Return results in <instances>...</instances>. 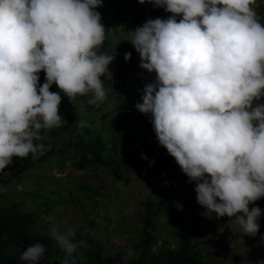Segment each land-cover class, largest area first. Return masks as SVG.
<instances>
[{
    "label": "clouds",
    "instance_id": "9594fccd",
    "mask_svg": "<svg viewBox=\"0 0 264 264\" xmlns=\"http://www.w3.org/2000/svg\"><path fill=\"white\" fill-rule=\"evenodd\" d=\"M103 2L0 0V172L14 157L38 159L49 149L41 131L67 124L54 83L72 103L78 96L95 106L107 101L101 77L112 75L118 53L100 51L108 35L97 11ZM148 2L170 15L133 31L139 66L156 74L135 108L151 116L159 144L195 184L201 215L233 218L244 236L255 237L264 214L250 207L264 198V17L256 0ZM42 219L64 253L60 264H78L86 241L76 239L75 227L61 228L53 215ZM124 251L125 262L137 257L131 247ZM45 252L37 242L20 258L40 264Z\"/></svg>",
    "mask_w": 264,
    "mask_h": 264
},
{
    "label": "rangeland",
    "instance_id": "374dc122",
    "mask_svg": "<svg viewBox=\"0 0 264 264\" xmlns=\"http://www.w3.org/2000/svg\"><path fill=\"white\" fill-rule=\"evenodd\" d=\"M256 3L258 5L257 11L264 6V0H258ZM138 6L142 7L141 11L139 10V12H142V23L139 25H135L131 21L128 25L120 23L116 28L118 37L115 35L108 36V40L112 42L113 46L107 44L106 51L115 49L118 53L113 61L115 68H111L112 75L101 77L108 89V99L103 103L104 107L100 105L91 106L104 116H101L104 121H109V119L116 116L126 118L125 115L132 114L133 119L129 118L128 120L129 127L138 125L139 142L147 143L148 140L151 141V147L155 148L153 159L156 161L161 155L162 146L159 144L150 123L151 116L144 115L135 108V104L141 101L145 84L153 82L156 74L154 72L148 73L147 70L139 66L140 57L130 41L133 38V31L142 26L148 19L158 17L166 19L170 13L165 12L163 8L154 7L148 0H145L143 4L139 3ZM102 8L103 6L98 10ZM158 9L162 11H158ZM104 11L105 15L110 14L108 11ZM110 15L109 17H111ZM110 21L114 24L112 20ZM125 52L132 53L131 59L128 61L124 59ZM130 84H136V88ZM59 92L62 96L61 103L64 104V109L70 111L71 116L81 118L77 123L78 128H81V121L87 112L86 107L90 105L87 102L89 97L78 96L72 103L62 90H59ZM83 102L85 109L77 105ZM66 113H64V117L67 115ZM66 121L68 122L67 117ZM96 127L103 133L102 123ZM50 132L51 130H46L45 135L48 136ZM53 137L58 138V136L52 134L50 140ZM67 140L68 135L63 137L61 142L58 141L56 144L57 150H61L63 142ZM71 164V156H67L64 171L59 172L55 161L51 160L50 167L34 168L26 173L21 172L22 177L20 180L16 177L18 172H0V178L7 175L6 179L11 181L8 184L0 182V186H8L6 193H0V202L15 203L23 200L24 211L43 213V217L53 215L60 223L61 228L75 227L84 236L93 237L96 243L104 244L107 251L111 253L134 238L135 227L139 223L138 214L142 212L143 204L149 198L167 201L164 194L167 191H172L179 195L185 208L192 210L193 215L189 228L196 234L198 233V239L210 252L213 262L264 264V239H262L264 237V214L259 220L260 229L255 237L244 236L240 227L231 221L233 218L225 216L217 219L215 214L210 219L202 216L201 213L205 209L197 203L194 191L195 184L188 183V177L182 170H176L173 167H162L159 164L153 167L150 166L147 169H143L144 167L140 169L135 166L130 169V177H126L122 182H117L105 169L80 171L73 169ZM88 183L93 185L95 189L100 187V194L96 192L90 198H86V194L90 193V191L85 192V184ZM17 185H22L23 190L18 191ZM41 185L44 186L42 194H46L48 200L36 196ZM69 190L72 194L67 193V196L65 193ZM62 194L65 196L64 203L51 207L50 201L59 198ZM111 197H114V200ZM254 206L264 209V198L250 205V207ZM94 224H96V227H92ZM39 227L43 231H49L50 225L42 220ZM124 227L135 233L132 235L122 234ZM180 234L181 229L179 227L173 228L166 224V217L161 218V223L157 228L159 245L166 243L173 247L176 246V240L180 238Z\"/></svg>",
    "mask_w": 264,
    "mask_h": 264
},
{
    "label": "trees",
    "instance_id": "16d2710c",
    "mask_svg": "<svg viewBox=\"0 0 264 264\" xmlns=\"http://www.w3.org/2000/svg\"><path fill=\"white\" fill-rule=\"evenodd\" d=\"M139 3V0H104L103 8L101 10L97 9L102 15L104 26L108 29L107 38L102 48H100L101 52L106 51L107 44L113 46L112 42L108 40V36L115 35L118 37L116 28L120 23H125V25H128L130 21L135 25L142 23V12H139L142 7L138 6ZM103 9L111 15H105ZM161 9H158V11H162ZM257 12L261 17H264V6ZM261 23L264 26V20ZM111 68H115L113 62L109 68L112 73ZM38 75L40 77L39 83L42 85L45 82V72L42 70ZM130 85L136 88V84ZM59 90L55 83L50 88L51 92H59ZM77 105L85 109L84 102ZM100 106L104 107L103 104ZM86 109V116L82 119L86 126L78 128L77 123L81 118L71 116V112L66 111L64 104L61 103L59 114L64 117V113L67 112L64 117L65 120L66 117L68 119L67 124L60 128L51 129L48 136L45 135L46 130L41 131L44 136L42 143L49 146V149L38 159H32L31 154L27 158L14 157L13 163L7 166L3 172H18L16 177L20 180L22 177L21 172L26 173L34 168L50 167L51 160L55 161L59 172H63L67 156H71V167L73 169L80 171L105 169L117 182H122L126 177H130V169L135 166L140 169L143 167V169H147L150 166L153 167L159 164L162 167H173L176 170H181L175 158L163 146L161 155L154 161L155 148L151 147V141L148 140L147 143L139 142L138 125L132 127L128 125L129 118L133 119L132 114L125 115L126 118L116 116L109 119V121H104L101 119L103 115L95 111L93 106L88 105ZM101 123L103 124V133L96 127ZM52 134L58 136V138L53 137L50 140ZM67 135L68 140L63 142L61 150H57L56 144L58 141L61 142L63 137ZM144 157H147V159ZM6 176H1L0 182L4 184L11 183L10 180L6 179ZM43 188L44 186L41 185L36 196L48 200L46 194H42ZM100 189V187L95 189L89 183L85 184V192L90 191L85 197L90 198L93 193H99ZM67 193L72 194L70 190L65 193L68 196ZM101 195L106 197L104 194ZM164 195L167 201L149 198L143 204V210L138 214L139 223L135 227L136 233L134 232V234L126 227L122 232L124 235L134 234V238L122 244L115 252H108L104 244H98L95 238L86 237L81 231L76 230V239L86 241V247L81 248L80 254L77 255L78 264H225L213 262L210 252L198 239V233L196 234L189 228L193 212L190 208L183 206L179 195L172 191H167ZM64 199L65 196L62 194L59 198L51 200L50 206L54 207L64 203ZM111 199L114 200V197H111ZM23 203V200L15 203L0 202V264H26L20 258L22 252L30 244L37 242L43 244L46 248L44 259L40 261V264H60L64 253L48 235L49 231H43L39 227L44 214L24 211ZM177 204L183 206L182 211L178 210ZM162 217H166L167 225L181 229L180 238L176 240V246L174 247L166 243L159 245L157 228ZM91 223L93 224V222ZM92 227H96V224ZM129 247L136 251L137 257L125 262L124 249ZM231 264H237V262Z\"/></svg>",
    "mask_w": 264,
    "mask_h": 264
}]
</instances>
